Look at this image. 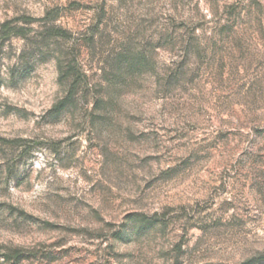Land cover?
<instances>
[{"label":"rangeland","instance_id":"374dc122","mask_svg":"<svg viewBox=\"0 0 264 264\" xmlns=\"http://www.w3.org/2000/svg\"><path fill=\"white\" fill-rule=\"evenodd\" d=\"M56 8L72 36L42 48ZM62 51L88 79L54 111ZM14 254L264 264V0H0V264Z\"/></svg>","mask_w":264,"mask_h":264},{"label":"trees","instance_id":"16d2710c","mask_svg":"<svg viewBox=\"0 0 264 264\" xmlns=\"http://www.w3.org/2000/svg\"><path fill=\"white\" fill-rule=\"evenodd\" d=\"M75 6L78 7L79 5L74 4V7ZM100 14H98L99 18H102ZM62 17H63L62 9L56 8V9L47 11L44 17L38 21L40 24V29H41L39 38H41L43 41V44L41 46L42 48L43 47L45 48V46L43 45L49 42V40L66 41L72 36V33L69 29H66L58 24V21ZM32 22H33L32 19L30 18L27 19V24L30 25L32 24ZM101 26H102V23L101 21H99V22L94 23L93 26L91 27L92 29L91 30L92 32L91 41L92 42H95L96 32L101 30ZM10 31H11V25L9 23L2 26L1 33L4 36L8 35ZM14 34H18V37L27 38V34L25 33L24 29L21 28L19 25H18V30L14 29ZM57 62L64 76H66L67 79L69 80L70 87H69V92H68L67 97L60 103V105H58V107L54 109V111L66 108L69 103L74 102L75 98L80 93L81 89L84 86H86L85 82L88 79L86 72L80 67L79 62H77V60H69L65 56L63 51L59 53ZM123 62L127 63L128 69H131L134 64H136L137 62L140 63L141 61L139 57L134 58L131 56H124ZM28 143L29 142L26 140L25 141L18 140V146L25 147V150H27L26 146ZM18 257H20V254L19 255L14 254L7 258V262L8 263L12 262V264H17Z\"/></svg>","mask_w":264,"mask_h":264}]
</instances>
